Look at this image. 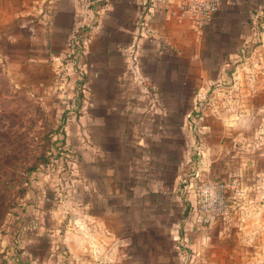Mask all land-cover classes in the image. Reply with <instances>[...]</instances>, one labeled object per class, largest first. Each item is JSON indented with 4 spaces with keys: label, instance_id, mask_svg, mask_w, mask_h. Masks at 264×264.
I'll return each mask as SVG.
<instances>
[{
    "label": "crops",
    "instance_id": "1",
    "mask_svg": "<svg viewBox=\"0 0 264 264\" xmlns=\"http://www.w3.org/2000/svg\"><path fill=\"white\" fill-rule=\"evenodd\" d=\"M177 1H102L80 69L77 0H0V78L63 71L42 94L76 158L15 264H264V0H224L201 31L174 20ZM210 180L226 213L198 224Z\"/></svg>",
    "mask_w": 264,
    "mask_h": 264
},
{
    "label": "rangeland",
    "instance_id": "2",
    "mask_svg": "<svg viewBox=\"0 0 264 264\" xmlns=\"http://www.w3.org/2000/svg\"><path fill=\"white\" fill-rule=\"evenodd\" d=\"M77 1L78 25L80 15L85 12L87 24L81 31V28L76 29L78 35H71L70 41L74 44L69 43V49L79 54L81 69L84 41L98 25L104 0L95 3L93 0ZM68 56L72 63L75 58L70 53ZM39 73L40 77L24 78L18 82L10 81L6 74L0 78V264H15L18 258L27 257L31 246H41L36 239L28 242L25 228L31 221L41 219L44 207L55 210L61 205V197L52 189L53 186H58L59 182L65 185L74 182L72 171L76 158L65 144L60 145L62 141L66 143L64 129L57 122L61 111L50 109L54 99L42 94L43 88L52 84L50 80L58 83V79H65V74L63 71L59 74L52 71V75L44 79L43 73L47 71L40 69ZM81 73L79 70V77ZM48 96L49 100H46ZM54 143L57 148L53 154L58 155V159L50 160L49 152ZM82 238L87 245H91L89 236ZM58 244V239L51 241L55 249ZM20 249L25 252L17 256Z\"/></svg>",
    "mask_w": 264,
    "mask_h": 264
},
{
    "label": "built area",
    "instance_id": "3",
    "mask_svg": "<svg viewBox=\"0 0 264 264\" xmlns=\"http://www.w3.org/2000/svg\"><path fill=\"white\" fill-rule=\"evenodd\" d=\"M95 1L98 2V0ZM223 2L224 0H178L170 15L177 22L186 21L196 31H201L210 25L212 18ZM75 17H77L76 12ZM71 44L74 43L71 41ZM72 46L70 45V47ZM70 54L75 58L73 64H78L79 54H74L72 51ZM135 60V56H132L133 67H135ZM224 188V184L210 180L200 183L194 189L195 222L198 224H209L215 218L226 213Z\"/></svg>",
    "mask_w": 264,
    "mask_h": 264
},
{
    "label": "trees",
    "instance_id": "4",
    "mask_svg": "<svg viewBox=\"0 0 264 264\" xmlns=\"http://www.w3.org/2000/svg\"><path fill=\"white\" fill-rule=\"evenodd\" d=\"M60 145H64V142L62 141L61 143H60ZM55 147V143H54V145L49 149L50 150V152H49V158H50V160L51 159H56L57 158V156L58 155H56V154H53L54 153V151L56 150V148H57V144H56V147ZM50 160L48 161V163L50 162ZM35 169H37V168H35Z\"/></svg>",
    "mask_w": 264,
    "mask_h": 264
}]
</instances>
